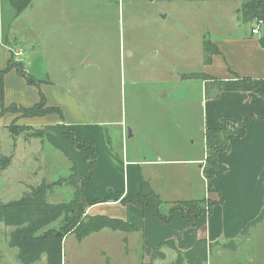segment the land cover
I'll use <instances>...</instances> for the list:
<instances>
[{"label":"rangeland","instance_id":"374dc122","mask_svg":"<svg viewBox=\"0 0 264 264\" xmlns=\"http://www.w3.org/2000/svg\"><path fill=\"white\" fill-rule=\"evenodd\" d=\"M241 5L239 0H36L34 7L17 23L31 26L33 36L39 38L34 50L39 78L48 79L50 85H67L71 96L86 107L94 121L106 122L103 138L111 141L117 150L122 146L124 125L128 134L130 130L134 134L127 140L129 156L155 158V143L163 146L169 133L173 134L174 143H179L182 133L191 131L196 140L195 151L206 152L201 113L195 100L201 94V83L195 78L185 81L184 76L204 69V58L208 56L205 41L251 31L256 21H244ZM15 62L18 61L15 59ZM22 66L29 72L25 63L22 62ZM44 90L47 100L55 96L53 88ZM203 90L206 93L205 87ZM187 101L192 103V110L191 116L188 112L186 118L182 108ZM2 108L0 106V201L31 196L32 188L42 183L48 184L47 202L70 201L75 187L67 180L73 161L58 146L59 129L54 127L47 131L42 125L27 124L26 120L32 117L20 111H7L13 115L6 120L1 114ZM98 132H101L99 126ZM31 134L42 136L32 137ZM119 153L121 155V151ZM173 154L183 155L167 152L163 156L169 158ZM8 155L12 160L8 166H3L2 158ZM76 159L82 166L87 165L81 157ZM197 169L196 165L184 172L185 165L175 164L157 168L160 176L174 182L182 174H191L192 194L197 200H205L202 203L206 214L207 200H218L207 193L203 196L204 184L201 179V187L198 184ZM143 170V175L156 177L155 165ZM215 170H204L206 181V174ZM86 172L89 173V168ZM93 185L100 190L105 188L106 182ZM153 185L157 189L156 182ZM170 192L165 193V197L173 198ZM154 211L152 209L156 215ZM62 224L60 217L44 229L58 230ZM256 226H251L246 244L242 243L237 251L227 250L215 257L213 264H264V222ZM13 228L0 222V264H23L18 257L19 249L10 246ZM118 234L105 230L82 241L77 239L76 233L66 235L62 245L63 264L176 262L173 245L163 249L174 254L173 261L168 258L162 262V249L159 251L149 243L142 249L141 243L136 244L138 233L133 234V249L128 256L125 251L116 250ZM32 264H49L47 255L42 254Z\"/></svg>","mask_w":264,"mask_h":264},{"label":"crops","instance_id":"0c3cea01","mask_svg":"<svg viewBox=\"0 0 264 264\" xmlns=\"http://www.w3.org/2000/svg\"><path fill=\"white\" fill-rule=\"evenodd\" d=\"M24 1L0 0V70L6 67L10 59H16L20 63L21 61L25 63L26 68L29 70L27 72L40 82L36 86L31 85L24 76L17 73L16 69L7 71L6 74L0 77V106L4 105L7 107L13 102L26 107L33 106L40 100V92L46 95L47 93L44 89L49 87L50 91H52L53 88L55 91V96L53 94L54 99L48 98L47 104L60 107L63 112V119H60L59 114L52 113L37 115L26 121L27 124L42 125L47 131L54 127L59 129L57 131V143L59 148L73 161L70 167L72 168L74 161H76L79 172L88 177L83 184L87 197L91 200H100L116 193H120L123 197L137 195L141 189V181L145 178L151 185L156 182L157 189L155 185L153 187L161 200L164 201L160 203L158 210L160 214L167 215L170 211V205L176 200L197 199V196L192 194L194 184L191 180V174H182L180 177L175 178V182L174 180L169 181L163 175L160 176V170H157L159 166H174L175 164L185 165L184 172L197 165L198 184L201 187L200 179L204 184L203 196L205 197V193H207L211 198L219 200V193L210 192L208 183L204 178L203 168L207 153L203 154L195 151L196 140L192 138L193 134H191V131L184 135L183 132V137L179 143H174L172 133L166 135L168 140L163 142V146H161L162 143H159V145L155 143V158H149L148 155H144L141 158L136 155L131 157L128 154L127 140L134 137V134L132 133L130 136L122 123V146L121 148L119 146V150H117L111 141L103 138V125L106 122L103 120L94 121L90 117L89 112H87L86 107L78 99L71 96L70 88L67 85L53 83L50 85L46 81L48 79L39 78L40 76L36 73L38 71L36 68L38 57H36V51L34 53L39 38L37 35L33 36L34 31L31 26L26 27L17 23L22 21L26 13L34 7L36 0H32L29 5L22 7ZM262 6L264 8V2ZM261 35L249 31L231 34L211 41L219 51L211 55L209 61H207L208 56L204 58V69L202 72L210 77L225 80L232 79L235 74L239 77H249L260 89H264V46L260 41ZM195 79L200 80L201 94L196 99L193 98L191 102L194 99L196 100L197 108L201 113V129L204 130L203 138L205 142L206 129L208 127H218L221 124V117L227 116L241 121L248 115H253L245 136L235 137L228 152H219V169L214 171V186L219 189L224 201L221 204L214 205L209 213L200 216L196 225H190L186 222L179 209H176L173 213L174 216L170 222H165L152 213V209L153 211L155 209L153 205L142 209L131 203L125 205L119 199L115 201H100V203L90 206L86 213L89 215L102 214L112 218H121L130 224L132 223L137 228L127 232L122 230L115 231L104 227L100 231L86 236V238L91 235H99L105 230H110L115 234L119 233L116 250L125 251L128 256L133 249L131 240L134 233L139 234L136 244L141 243L142 249L148 243L153 248H158L162 241L171 239L176 247L185 251L191 249L197 240L206 239L207 244H209V247L211 245V248L205 264H213L215 257L230 250L221 248L214 243L236 238L243 229L244 224L258 215L264 208V122L257 119L264 116V96L249 89L232 91L211 90V94L207 95L203 90L205 80ZM184 80L189 81L192 79L187 78ZM166 94L170 96L168 90ZM57 96L63 97V100L59 101ZM188 103L187 101V105L182 108L183 116H186V118L188 112L191 116L190 111L192 110V103ZM12 115V112H7L4 118L7 120ZM49 120H52V122L50 123ZM62 124L73 127L80 137H88L96 142L99 158L94 168L95 175L93 178H89L91 172H86L87 165L85 164V167L82 166L76 159L77 157L84 159L85 152L76 149L70 144L66 145L61 142ZM98 126L101 127V132H98ZM186 135L187 138L185 137ZM119 151H121V155ZM133 152L136 154V151L133 150ZM167 152H179V154L183 155L179 157L173 154L167 158L163 156ZM151 165H155L156 177L154 174H142L144 173L143 169ZM99 181L106 182L105 188L99 190L93 187V184ZM168 191H171V197L173 198L165 197V193H168ZM234 211H237L236 214ZM263 222L264 219L257 225L260 226ZM71 234L74 233L71 232L68 235L71 236ZM250 236L239 240V245L234 251H237L242 243L246 244ZM77 239L79 240L78 237ZM171 246L163 244L161 249ZM174 251L177 253L175 248ZM142 258L145 261L144 256ZM168 258L172 262L174 254L163 250L161 255L162 262Z\"/></svg>","mask_w":264,"mask_h":264},{"label":"trees","instance_id":"16d2710c","mask_svg":"<svg viewBox=\"0 0 264 264\" xmlns=\"http://www.w3.org/2000/svg\"><path fill=\"white\" fill-rule=\"evenodd\" d=\"M32 0H25L22 7L30 4ZM242 2L241 5V15L244 21H260L263 20V25L261 28V43L264 46V8L262 6L264 0H239ZM205 48L207 49V61H209L211 55L219 51L211 41H205ZM11 69H16L19 75L26 78V81L31 85H38L39 80H35L27 70L22 66V62L16 63L14 59H10L6 67L0 70V77L6 74L7 71ZM203 79L205 80V88L207 95H210L211 90H252L257 92L261 96H264V89H260L252 80V78L239 77L235 74L232 79H221L210 77L204 72H193L184 76V79ZM40 101L30 107L21 106L15 102L9 104L7 107L3 105L1 109L2 116L7 113V111L13 112H23L31 117L37 115H47L52 113H57L60 119H63L62 109L58 106H49L47 104V99L44 94L40 92ZM253 115H248L245 119L237 121L227 116H223L220 119V125L218 127H208L205 131L206 138V158L204 164V170L207 168L219 169V152H228L231 148V143L235 137L245 136L248 126L251 123ZM259 121L264 122L263 118H257ZM63 130L60 135L61 142L64 144H70L80 151H84V160L88 165L89 178H93L95 175L94 168L98 163V152L96 149V142L88 137H80L75 129L70 125L62 124ZM32 137L42 136L31 134ZM73 159V158H72ZM11 155L4 156L2 158L3 166H8L11 162ZM72 173L69 175L68 183L75 187V192L70 201L67 202H55L49 203L46 200L47 195V183H42L37 187H33L30 197L24 196L19 200H11L10 202L0 201V222L5 223L6 226H14L11 230L10 246H14L19 249L18 257L23 264H32L39 260L42 254L47 255V262L49 264H63V240L66 235L71 232L76 233L79 240L86 238V236L100 231L102 228L107 227L112 230H122L131 232L137 227L132 223L121 218H112L107 215H89L86 213L87 209L100 201H115L120 200L123 204H135L142 209L153 205L156 210L155 213L159 219L165 222H170L173 219V213L176 209L181 211L183 219L190 225H196L200 216L205 214V207L202 202L205 200H176L170 207V211L167 215L159 213L158 207L162 202L161 198L155 191L153 185L147 180L142 179L141 189L137 195H130L123 197L120 193L115 195L100 199L91 200L87 197L85 193V188L83 187L84 180L88 178L79 172L77 163L74 161ZM205 175V174H204ZM207 183L208 190L218 192L220 200H207L209 208L207 213H209L213 206L216 204H221L224 198L214 185L215 173H207ZM56 184V183H55ZM60 217L63 218V224L58 230L44 229L51 223L55 222ZM264 219V208L260 213L251 220L247 221L241 232L236 238L230 239L222 242H215V245L221 248H226L230 250H236L239 245V240L246 238L250 235L251 226L257 225ZM61 232L62 236H59L57 232ZM163 244H170L177 250V258L174 264H205L207 262L209 250V244H207L206 239L197 240L191 249L181 250L176 247L173 240L169 239L162 241L158 250L160 251Z\"/></svg>","mask_w":264,"mask_h":264},{"label":"built area","instance_id":"2783aa9c","mask_svg":"<svg viewBox=\"0 0 264 264\" xmlns=\"http://www.w3.org/2000/svg\"><path fill=\"white\" fill-rule=\"evenodd\" d=\"M262 25H263V20L257 21L256 24L252 26L251 32L260 35L262 33L261 31Z\"/></svg>","mask_w":264,"mask_h":264},{"label":"water","instance_id":"95a60500","mask_svg":"<svg viewBox=\"0 0 264 264\" xmlns=\"http://www.w3.org/2000/svg\"><path fill=\"white\" fill-rule=\"evenodd\" d=\"M129 135L131 136L132 135V132H131V130H130V133H129ZM28 197H30V196H28ZM57 234L59 235V236H62V233L61 232H57Z\"/></svg>","mask_w":264,"mask_h":264}]
</instances>
